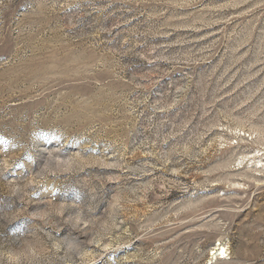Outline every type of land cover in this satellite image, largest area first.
<instances>
[{
    "label": "rangeland",
    "instance_id": "1",
    "mask_svg": "<svg viewBox=\"0 0 264 264\" xmlns=\"http://www.w3.org/2000/svg\"><path fill=\"white\" fill-rule=\"evenodd\" d=\"M0 264H264V0H0Z\"/></svg>",
    "mask_w": 264,
    "mask_h": 264
},
{
    "label": "bare ground",
    "instance_id": "2",
    "mask_svg": "<svg viewBox=\"0 0 264 264\" xmlns=\"http://www.w3.org/2000/svg\"><path fill=\"white\" fill-rule=\"evenodd\" d=\"M219 251V254H224L226 253V248H225V245L223 246H219L213 253H212V256L215 257L216 253Z\"/></svg>",
    "mask_w": 264,
    "mask_h": 264
}]
</instances>
